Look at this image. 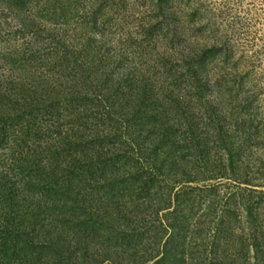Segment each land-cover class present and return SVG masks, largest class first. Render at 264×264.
Instances as JSON below:
<instances>
[{"label":"rangeland","instance_id":"1","mask_svg":"<svg viewBox=\"0 0 264 264\" xmlns=\"http://www.w3.org/2000/svg\"><path fill=\"white\" fill-rule=\"evenodd\" d=\"M91 35H101L102 42H92ZM23 43V57L40 77L53 73L50 60L55 56L67 57L75 65L76 59L87 61L84 56L90 59L93 53L91 58L99 60L98 51H107L106 61H122L135 80V90L121 84L129 106L116 107L111 116L99 115L107 117L97 127L109 141H99V149L107 161L115 158L114 168L100 174L104 179L117 173L128 181L134 173L150 170L151 159L144 148H137L140 138L130 133L128 125L137 119L136 113L148 112L146 108L161 113L165 108L171 120L170 114L183 110H177L183 107L177 102L181 88L189 89L196 80L205 87L204 100L196 96L189 105L201 110L206 123L197 129L199 144L195 138L182 142L179 137L196 126L187 131L176 118L178 132H187L170 133L177 140L171 154L164 155V173L151 179L146 189L131 181L117 194L96 189L90 192L92 204L77 203V208L69 209L72 199L67 202L65 191L57 196L33 195L14 184L15 197L2 203L0 218L14 213L24 222L20 239L28 240L29 247H17L30 250L47 222L45 228L52 224L57 230L39 243L54 242L58 250L52 251L63 253L59 259L51 251H33L34 259L27 264L34 260V264H111V259L118 264L147 260L152 264L150 257L160 256L168 239L172 240L166 250L176 254V264H264V0H0V54L8 51L6 45ZM145 85L150 103L142 93ZM43 117L38 125L45 133L52 128L49 118ZM143 120L151 125L150 118ZM40 140L21 153L15 146L8 150L7 140L0 150V167H6L13 180L20 179L23 167L34 173L45 156ZM171 161L173 166L168 167ZM177 180L181 182L174 183ZM45 189L57 187L46 182ZM246 206L254 213L252 225L245 217ZM166 207L170 208L162 210ZM83 217L95 233L74 228L76 219ZM170 221H175L172 238ZM118 223L134 229L136 234H129L133 243L126 242L124 232H118L121 239L113 243L110 233L120 229L115 227ZM221 237L225 245L217 242ZM136 248L132 262L128 251Z\"/></svg>","mask_w":264,"mask_h":264},{"label":"trees","instance_id":"2","mask_svg":"<svg viewBox=\"0 0 264 264\" xmlns=\"http://www.w3.org/2000/svg\"><path fill=\"white\" fill-rule=\"evenodd\" d=\"M99 40L102 42L101 35H91L92 42H98ZM6 46L8 51L0 54V72H3L1 73L2 75L0 74V150L2 152V147L5 146L8 140L10 145L7 149L11 150V147L15 146L14 150L21 153L24 147L29 149L30 143L41 139L40 146L43 144L45 156L43 160L42 158L39 159L40 164H36L38 167L34 173L30 169L25 171L27 167H23V171L20 172L21 177L20 179L16 177L17 180H13L10 171L6 167H0V209H4L3 202H9L15 197L14 184L23 192H27L30 189L33 195H44L47 192L57 196L61 190L65 191L68 195L67 202L72 199L69 209L77 208V203H83L87 206L92 204L90 196L93 194L90 192L96 189L102 188L108 194H117V192L120 193L124 184L130 181L135 187L146 189L151 179L155 180L158 177L157 175L160 176L162 172L164 173V155L166 153L171 154V145L177 140L176 137L172 138L170 133L185 134V132L190 131L189 127L196 126L195 131L187 132L188 135H181L182 137H179V139L182 142H189L190 138H195L194 141L199 144L197 129L199 131L206 123L201 110L189 104L191 100H196V96L199 100H204L203 92L205 91L203 90H205V87L204 85H198L200 80H196L195 85H192L189 89L181 88L180 99L176 100L183 106L177 110H183L179 114H177L179 111L174 112V115L170 114L171 120L167 119L166 116L168 115L166 113L169 114V112L165 108L162 113L157 112L155 109L146 108L148 112L145 114L136 113L137 119H133L128 125L130 133H138L139 137L136 136L140 138L137 148H144L147 153L146 156L151 159L148 168L150 170L145 168L140 173H134L128 181L125 178H120L115 172H113L115 177L104 179L105 176L100 174H103L107 168H114L115 158L110 156L107 161L105 156H103L102 150L99 149V141L105 144L109 143L107 139H104L106 135L101 136V128L97 127L98 121L100 123L107 117H99V115L111 116V112H114L116 107L122 108V106L131 104L125 99L126 96L122 95V93H126L121 91L125 89L121 85L122 83L125 84V87L127 86L126 89L135 90L136 87L134 85L135 80L129 76L130 73L126 71L127 68L122 66V61L117 64L108 63L106 61L109 55L107 51H98V56L103 60L99 57V60L92 59L93 53H91L89 54L90 59L84 56L87 61L78 62L77 59L74 60L75 65H73V62L70 63L67 57L56 58L55 56L50 60L53 73L49 72L51 75L44 73L40 77L39 73L34 71L27 63V59L23 57L24 43L17 46ZM85 46L86 44H84ZM95 54L97 55V53ZM34 56L35 54L32 53L29 57L33 59ZM143 80L146 81L145 78ZM141 89L147 102L150 103V96L148 97L150 90L147 85ZM194 90L196 91L194 92ZM194 95L195 98L193 97ZM149 105L153 108L152 104ZM165 105L167 106L168 104ZM207 108L212 112L211 106H207ZM42 116H44L43 118L46 116L51 121L52 129H46L45 133L39 130L41 127L38 125V119ZM144 117L150 118L149 122L151 125L149 123L147 125L144 122ZM176 118L181 121L183 127L186 126L185 129L187 131L180 129L178 132L177 127H175L178 123ZM135 120H140L141 123H137ZM108 136L111 139L114 138L113 136ZM130 140L135 146L134 149H136L135 141L133 139ZM27 149L25 150L26 153ZM159 149L161 152H159ZM188 154L192 155L191 153ZM39 155H43L41 151ZM109 162H112L111 165ZM173 163L166 165L172 167ZM167 172L169 171L167 170ZM146 177H150V179L148 180ZM46 182L56 186L57 189L44 190ZM179 182L181 181L177 180L174 183L178 184ZM237 182L251 183L247 179H238ZM34 200L37 205H41V201H37L36 198ZM169 208L166 207L162 210H168ZM245 213L246 220L252 225L253 219L250 218L254 217L253 210L246 206ZM118 215L122 214L117 213ZM122 219L126 221L125 216ZM53 222H56V220ZM170 222H173L169 223L170 228H172L170 233L172 238L175 235L173 231L175 221ZM88 224H90V221L87 218H77L74 228L82 232L84 229L92 232L87 227L89 226ZM46 225L47 222L42 223V228L37 233L39 241L37 239L36 242V239H34V244L31 243L30 246L32 247L27 250L17 247L19 244L29 247L27 246L28 240L20 239L25 226L24 222L17 220L14 213L0 218V264H27V260L34 259L33 251L43 254L51 251L54 257L58 255L56 257L60 259L63 253L60 250L58 251L59 253L52 251L53 247L58 250V245L54 244V242L48 245V241L44 245L39 243L41 240L46 239L51 232L57 230L58 227L50 224V228H45ZM254 225H256V221H254ZM64 226L67 225L64 224ZM115 227L120 229H114L112 234L110 233L113 243L121 239L119 234H117L118 232L125 233L126 242H134L133 236L129 235L131 232L136 234L134 229L128 230L119 223ZM221 227L222 222L220 221L219 228ZM43 228L45 229L44 231H42ZM259 229H261V226H259ZM171 240H167L160 256L150 257L152 264H176L175 260L178 259L176 254H173L172 257L170 254L171 249L166 250V246ZM222 241V237L217 240L218 243H223ZM128 246L129 244H127ZM137 248L133 249V251H131L132 249L128 251V256L132 262V255L137 252ZM254 249L257 251L259 246L255 245ZM181 257L183 258L182 255ZM61 260L67 261L65 258ZM35 261L30 264H34ZM110 262L111 264H118L113 259ZM147 262L141 264H146ZM211 264H213V261H211Z\"/></svg>","mask_w":264,"mask_h":264}]
</instances>
